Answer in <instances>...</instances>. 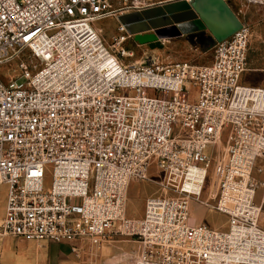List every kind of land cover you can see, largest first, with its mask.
<instances>
[{"label": "built area", "instance_id": "1", "mask_svg": "<svg viewBox=\"0 0 264 264\" xmlns=\"http://www.w3.org/2000/svg\"><path fill=\"white\" fill-rule=\"evenodd\" d=\"M179 1L193 0H0V70L18 71L0 78V239L66 244L76 256V243L119 235L140 245L125 264H264V86L241 83L248 27L235 14L242 26L226 40L204 31V65L126 64L124 26L111 48L95 27ZM210 168L211 204L200 200ZM153 169L164 194L126 217L129 185L153 182ZM192 202L225 227L197 222Z\"/></svg>", "mask_w": 264, "mask_h": 264}, {"label": "rangeland", "instance_id": "2", "mask_svg": "<svg viewBox=\"0 0 264 264\" xmlns=\"http://www.w3.org/2000/svg\"><path fill=\"white\" fill-rule=\"evenodd\" d=\"M238 3V7L232 6V10L235 14H238V17L250 32L246 71L242 76L241 83L249 86H264V8ZM117 24L118 22L115 19H106L95 24L102 40L110 48L113 43L112 39L117 33ZM195 27L197 26L192 23L189 24V27L183 25L180 29L167 28L158 34L150 31L145 35H154V39L146 43H139L131 36L122 45L125 51L129 53V56L124 58L123 62L126 64H139L142 62L208 64L212 56V42L207 40V34L204 33L193 34L195 37L191 39L186 32L195 29ZM17 75L16 64L7 65L0 70V78L3 82ZM224 139L225 137L221 138V143L218 144L215 150L217 157L223 155ZM262 168L264 169V164H262ZM150 175L153 182H132L129 185L125 204L126 217L140 219L143 215L145 199L164 194L161 187L156 183L160 173L153 169ZM257 178L264 182V174L257 176ZM214 191L213 172L210 168L200 200L211 204ZM256 195V203L262 207V214L264 213V188H260ZM5 197L6 187L0 186V219L4 212ZM190 212L192 217L197 219V222H202L209 228L223 229L225 227L226 218L205 205L192 202ZM261 228L264 229L262 226ZM75 246L77 248L76 256H72L69 250L61 246L59 249L60 258L73 257V264H125L140 250V245L136 241L119 235H111L106 239H85L76 243ZM16 247L13 245L9 249L16 253L20 252L21 249Z\"/></svg>", "mask_w": 264, "mask_h": 264}, {"label": "water", "instance_id": "3", "mask_svg": "<svg viewBox=\"0 0 264 264\" xmlns=\"http://www.w3.org/2000/svg\"><path fill=\"white\" fill-rule=\"evenodd\" d=\"M117 21L124 26L129 36L139 43L154 39L147 32L171 28H181L183 25L194 23L197 27L186 32L192 39L195 35L207 31L211 38L219 43L241 28V22L235 13L223 0H193L190 3L179 1L163 7L131 13L118 17ZM195 34V35H193Z\"/></svg>", "mask_w": 264, "mask_h": 264}, {"label": "crops", "instance_id": "4", "mask_svg": "<svg viewBox=\"0 0 264 264\" xmlns=\"http://www.w3.org/2000/svg\"><path fill=\"white\" fill-rule=\"evenodd\" d=\"M259 225L264 228V213L261 214ZM13 245L19 247L20 252L10 251L9 247ZM61 246L70 251L66 244L44 242L38 245L21 239L3 238L0 239V264H73V257L60 258Z\"/></svg>", "mask_w": 264, "mask_h": 264}]
</instances>
